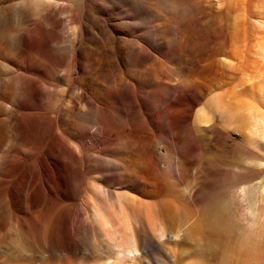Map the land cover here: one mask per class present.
Returning <instances> with one entry per match:
<instances>
[{
    "label": "rangeland",
    "instance_id": "rangeland-1",
    "mask_svg": "<svg viewBox=\"0 0 264 264\" xmlns=\"http://www.w3.org/2000/svg\"><path fill=\"white\" fill-rule=\"evenodd\" d=\"M260 44L264 0H0V264H98L78 228L93 189L168 216L140 264L189 261L186 219L233 247L220 206L264 214ZM246 231L264 259V223Z\"/></svg>",
    "mask_w": 264,
    "mask_h": 264
},
{
    "label": "bare ground",
    "instance_id": "bare-ground-1",
    "mask_svg": "<svg viewBox=\"0 0 264 264\" xmlns=\"http://www.w3.org/2000/svg\"><path fill=\"white\" fill-rule=\"evenodd\" d=\"M76 44L77 43L75 40L69 47L70 52L76 50ZM260 48L262 50L260 52L263 53L262 57L264 58V44H260ZM142 53V50L138 51L134 56V60H137ZM108 92L112 94L114 92V89L110 87L108 89ZM225 104L223 103L221 105ZM206 111L207 110H204V108H199L197 110L195 116V124H197L196 126H198L199 128H205L207 126L206 124H208V122L210 121V113L208 114V112ZM250 111L253 110L251 109ZM240 113L238 110L237 115ZM262 115H255L252 117V119L254 120L252 121L253 127H256L255 131L258 126H263L262 129L264 130V116ZM104 125L105 127H108L109 122L105 120ZM0 129V139H3L4 132L1 125ZM258 133L261 134L260 132ZM260 140H264V137L262 139L260 138L258 143L261 142ZM258 182V184H260L258 185V187L264 194V177L261 178ZM81 184H83L82 180ZM68 185H70V180L66 179L64 186ZM255 187L257 186L255 185ZM93 190V195L84 197V200H86V203L85 201L84 203L86 204L85 206L89 211V217L80 222L78 224V228H82L93 233L94 237L96 238L94 239L95 241H98L99 245L96 247H91V251L97 255L100 262L104 261V264H140L144 260L145 255H147V252L150 251V249L159 245L164 247L169 242V238L167 235L168 225L166 218L168 216H165V213H163L164 216L162 215V222H159L154 212L152 213L148 209L142 207H134L132 201H130L129 198H127L126 202L125 194H118L116 198H111V196L103 197L102 195L97 194L100 193L99 190ZM238 192L241 195L239 194L237 195V197L240 198L241 196L249 195V193L253 192V190L247 187H243L238 190ZM169 207L170 206H168V208ZM224 207L225 204L220 206V208L215 212L213 223L218 226L219 224L222 225L223 221H227L230 223L232 241L234 243V246L231 247L230 243L227 241V239L224 238L222 234H215L210 230V221L207 216L206 218H197L192 222L191 220L186 219V223L183 226L186 225L188 227L187 232L190 235V249H192V253H190L188 256L190 260H185L181 264H264V259L260 258L261 253L259 254V256L255 252L243 253L240 248V243L242 242L243 238L247 237V227L253 229L260 222L264 223V214L256 209L255 202L252 200L249 201L246 213L241 214L233 210L230 214L227 215L224 211ZM23 227H25L26 232H29L26 225H24ZM103 243L107 244L102 246ZM105 246L111 247L113 249L112 253L105 255ZM5 247L8 250L12 249L7 246ZM77 250H79V246ZM261 251H264V248L261 249Z\"/></svg>",
    "mask_w": 264,
    "mask_h": 264
}]
</instances>
